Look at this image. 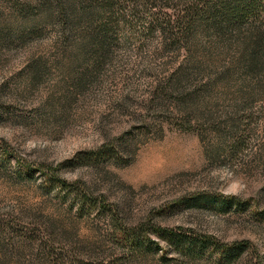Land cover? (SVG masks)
I'll return each instance as SVG.
<instances>
[{
	"label": "rangeland",
	"instance_id": "374dc122",
	"mask_svg": "<svg viewBox=\"0 0 264 264\" xmlns=\"http://www.w3.org/2000/svg\"><path fill=\"white\" fill-rule=\"evenodd\" d=\"M5 1L0 264H101L118 257L111 214L127 227L145 225L165 246L156 229L244 241L249 249L240 264H264V92L243 105L241 76L219 74L231 65V51L208 47L200 32L186 60L182 49H163L162 31L145 30L150 10L153 18L174 20L193 0H122L110 13L119 27L96 68L78 44H59L64 39L50 24L25 42L5 41L24 21ZM182 63L209 73L174 86L170 74ZM54 169L97 206L77 214L71 196L44 181L43 171Z\"/></svg>",
	"mask_w": 264,
	"mask_h": 264
},
{
	"label": "trees",
	"instance_id": "16d2710c",
	"mask_svg": "<svg viewBox=\"0 0 264 264\" xmlns=\"http://www.w3.org/2000/svg\"><path fill=\"white\" fill-rule=\"evenodd\" d=\"M5 3L12 14L24 20L15 37L5 38V41L16 39L25 42L34 37L41 25L50 24L57 29L58 37L64 39L65 43L61 41L59 44L66 46L70 40L78 44L83 56L88 53L92 58L93 68L108 55L110 49L107 38L119 27L110 13L115 8L120 9L123 4L122 0H6ZM150 14L146 33L162 31L163 49L172 52L182 49L186 52V60L193 58L189 41L192 42L199 32L207 38L210 44L208 47L220 46L222 50L227 48L231 51V65L222 66L219 74L226 76L234 72L241 76V85L246 91V96L240 100L243 105L250 104L253 97L264 92V0H193L174 20L165 15L159 19L153 18L154 12L151 10ZM96 20L98 28H95ZM195 51L202 54L200 49ZM190 68L184 67L182 63L171 72L169 83L176 86L188 77L209 73L199 66ZM183 99L184 96L175 97L174 100L178 103ZM19 168L25 169L29 175V167L21 165ZM55 171L52 174L43 171L44 181L59 185L63 195H70L77 214L97 206V202L78 183L66 182ZM235 200L232 198L231 203ZM218 204L227 208L225 200ZM98 207L107 209L101 203ZM109 220L113 224V238L116 242V253L113 254L118 257L101 264H196L206 257L212 260V264H240L245 251L249 249L244 241L222 243L206 235L198 236L189 230L176 233L170 229H156L165 241V246L150 236L145 225L124 226L114 214H111Z\"/></svg>",
	"mask_w": 264,
	"mask_h": 264
}]
</instances>
